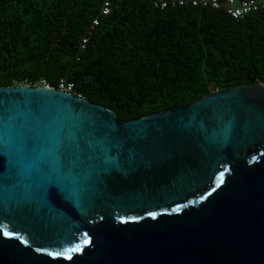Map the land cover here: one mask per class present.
I'll list each match as a JSON object with an SVG mask.
<instances>
[{
	"label": "water",
	"instance_id": "1",
	"mask_svg": "<svg viewBox=\"0 0 264 264\" xmlns=\"http://www.w3.org/2000/svg\"><path fill=\"white\" fill-rule=\"evenodd\" d=\"M0 264H264V82L122 123L0 87Z\"/></svg>",
	"mask_w": 264,
	"mask_h": 264
},
{
	"label": "trees",
	"instance_id": "2",
	"mask_svg": "<svg viewBox=\"0 0 264 264\" xmlns=\"http://www.w3.org/2000/svg\"><path fill=\"white\" fill-rule=\"evenodd\" d=\"M103 0H0V87H57L116 112L120 123L264 82V9L114 0L83 49Z\"/></svg>",
	"mask_w": 264,
	"mask_h": 264
},
{
	"label": "built area",
	"instance_id": "3",
	"mask_svg": "<svg viewBox=\"0 0 264 264\" xmlns=\"http://www.w3.org/2000/svg\"><path fill=\"white\" fill-rule=\"evenodd\" d=\"M114 0H103L101 12L92 20V23L84 35L81 47L84 49L89 42L95 28L99 25L103 17L112 12ZM156 8L165 9L167 7H177L190 4L194 7H212L215 9H225L226 12L236 20L245 18L247 15L264 9V0H151ZM42 86L53 87L46 80L42 81ZM70 93H74L75 85L66 77H62L57 87H53ZM75 94V93H74Z\"/></svg>",
	"mask_w": 264,
	"mask_h": 264
}]
</instances>
